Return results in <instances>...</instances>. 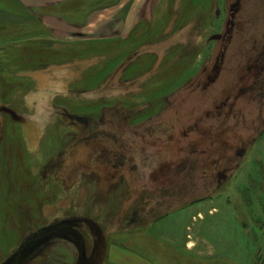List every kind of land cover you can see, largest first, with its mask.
I'll return each mask as SVG.
<instances>
[{
    "label": "rangeland",
    "instance_id": "rangeland-1",
    "mask_svg": "<svg viewBox=\"0 0 264 264\" xmlns=\"http://www.w3.org/2000/svg\"><path fill=\"white\" fill-rule=\"evenodd\" d=\"M7 1L0 0V264H264V0H88L97 11L90 19L43 16L48 27L40 19L24 26L8 15ZM232 108L235 126L256 144L229 182L202 185L196 195L213 196L181 208L133 214L141 194L153 205L172 199L168 184L150 189L166 161L143 149L122 167L125 152L97 144L135 129L145 147L156 146L157 136L183 138L188 126L204 149L221 146L219 135L196 129L197 112L216 110V122L234 125L236 118L219 116Z\"/></svg>",
    "mask_w": 264,
    "mask_h": 264
},
{
    "label": "trees",
    "instance_id": "trees-1",
    "mask_svg": "<svg viewBox=\"0 0 264 264\" xmlns=\"http://www.w3.org/2000/svg\"><path fill=\"white\" fill-rule=\"evenodd\" d=\"M106 78L108 79L109 77ZM191 80L192 79H190L189 81L183 84L181 83V85L178 87L175 86L173 88V91H176L178 89H183L185 86L190 85ZM260 96L264 98V93L260 94ZM113 98L119 101L121 100V97L117 95H114L112 99ZM263 103L264 101H262L261 104ZM230 111L231 112L235 111V108H232ZM216 112L217 111L214 110V112L212 113H206V110L204 109L203 111L202 110L198 111L197 115L200 114L199 117L201 118L197 119L196 121L198 126V128L196 129L199 130L209 129L210 131L213 132L214 135L216 136L219 135L222 142L221 146L220 145L214 146V143L213 144L211 143L210 145H208L209 146L208 149H204L200 142L193 141L194 138L191 136L192 132L188 130L189 129L188 126H185V129H183L181 125L179 126V128H182L180 129V131H182L183 133L182 134L183 138L180 137L178 139L175 138V139L165 140V139H161V136H157V138L159 139L156 138V142H161V143L164 142L165 145L163 146L161 145V143H159L156 144V146L153 145V146L145 147L144 143L141 141L142 139L140 138L139 134L136 135L135 129H120L119 132H116V135L115 133H113L115 135L113 136L115 140L110 139L111 141L110 145L101 144V143L97 144L98 145L97 148H99L98 150L101 149L109 150V151L119 150L125 152L126 156L128 157L126 161H124L122 167L128 162L131 163L130 158L136 156L135 152L137 150L141 151L143 149L146 150L148 154H151L147 157L149 160L156 159L157 161H164V162L166 161L164 166L167 167L166 169L164 167L162 168L161 166L160 167L158 166V168L154 170L158 173V175L156 174L154 175L156 176V178H153L155 183L151 185L150 189L153 191H157L160 187H166V185L168 184L166 188H168L169 195L170 196L173 195L172 199L170 198L168 201L160 199L156 201L157 203L156 205H153L152 198L149 195H148L149 198H145L146 196L141 194L139 195V199H136L135 197V200H133L134 202V204L132 205V209L134 208L133 214L136 213L138 214L141 211L140 213L144 214V216L147 217V214L151 216L154 215L157 206H162V204L167 205L168 203H174V202L178 203L177 205L173 204L174 207L181 208L183 206H186L188 203L190 204V202L192 203L196 200L213 196L211 194L208 195L206 194L198 197L196 194L200 191L202 185H204L203 187L207 188L210 187V184H212L211 187H215L216 184L217 186H221L229 182V180L233 177V173L235 172L236 167L238 166L237 161L242 159L243 154L246 152V150L249 148L250 145L256 144L255 142L256 139H253L251 142L250 141L248 142L249 133H247V130L242 129V131L239 132V129H237V126H235V124L238 122V119L237 117H233V115H235V112H233V114L229 112V113H221L219 115L220 118L222 117L236 118L234 125L227 124V121L226 119L224 120V118L221 123L216 122L217 120ZM209 118H211L213 122L207 124V119ZM242 118H244V116ZM115 119L116 118L113 117V120ZM223 127H226L227 129H223ZM114 130L117 131L116 129ZM261 132H259L257 137L260 135ZM232 135L233 137L231 138ZM118 136H121L122 138V143L124 144L123 147L120 144L121 141L118 138ZM209 154L210 156L208 160L210 161H208L209 163L207 162L205 163L203 159L207 158L208 157L207 155ZM88 157L91 158L92 153H88ZM136 157L138 158V156ZM190 158H192V161H194L195 164L199 166L200 170L195 166L196 170L198 171V174H196L197 172L194 174L193 172H191V169L190 170L187 169V167L189 166L188 159ZM197 158L201 160L200 164L198 163ZM135 164L137 163L135 162ZM179 165H184V167L176 170V168ZM200 165L202 167L205 166L206 168H201ZM119 169L113 167L111 173L114 176L118 177L117 174ZM154 171H152V173ZM178 172L180 174H178ZM211 173L213 175L216 174L215 175L216 177L211 178L212 175ZM168 178H169V182L164 184V181ZM125 180L126 182H128L127 179ZM127 185H128V190L126 189L127 193L131 195L130 193L132 191L131 187L129 184ZM159 212L162 213L163 211H159ZM163 215H158V217H162ZM147 219L148 218H145V222Z\"/></svg>",
    "mask_w": 264,
    "mask_h": 264
},
{
    "label": "crops",
    "instance_id": "crops-1",
    "mask_svg": "<svg viewBox=\"0 0 264 264\" xmlns=\"http://www.w3.org/2000/svg\"><path fill=\"white\" fill-rule=\"evenodd\" d=\"M87 1L88 0H9L6 5L9 9L8 15L10 17H15V19L23 18L25 23L24 26H27L30 21L35 19H40V21L47 26L46 21H48V19L43 18V16L55 19L57 22L84 20L86 19L85 16L88 15V19H90L91 15L97 13V11L94 6L95 4L91 5V3ZM122 6V4L117 5L115 10L118 12V8H122ZM9 21L12 22L13 20L10 19ZM189 246L191 245L189 244Z\"/></svg>",
    "mask_w": 264,
    "mask_h": 264
},
{
    "label": "bare ground",
    "instance_id": "bare-ground-1",
    "mask_svg": "<svg viewBox=\"0 0 264 264\" xmlns=\"http://www.w3.org/2000/svg\"><path fill=\"white\" fill-rule=\"evenodd\" d=\"M192 244H193V242L190 243V245H192Z\"/></svg>",
    "mask_w": 264,
    "mask_h": 264
},
{
    "label": "water",
    "instance_id": "water-1",
    "mask_svg": "<svg viewBox=\"0 0 264 264\" xmlns=\"http://www.w3.org/2000/svg\"><path fill=\"white\" fill-rule=\"evenodd\" d=\"M215 38H218V37H215ZM83 256H84V254H83Z\"/></svg>",
    "mask_w": 264,
    "mask_h": 264
}]
</instances>
